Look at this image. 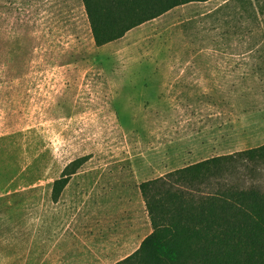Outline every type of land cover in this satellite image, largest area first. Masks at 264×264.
<instances>
[{
    "label": "rangeland",
    "instance_id": "obj_1",
    "mask_svg": "<svg viewBox=\"0 0 264 264\" xmlns=\"http://www.w3.org/2000/svg\"><path fill=\"white\" fill-rule=\"evenodd\" d=\"M261 38L234 0L103 47L83 0H0V264H116L153 230L143 182L263 146Z\"/></svg>",
    "mask_w": 264,
    "mask_h": 264
},
{
    "label": "trees",
    "instance_id": "obj_2",
    "mask_svg": "<svg viewBox=\"0 0 264 264\" xmlns=\"http://www.w3.org/2000/svg\"><path fill=\"white\" fill-rule=\"evenodd\" d=\"M208 1L83 3L95 44L103 47L175 8ZM234 2L264 43V0ZM90 159L91 156L79 158L65 168L53 186L55 203ZM262 176L264 145L143 182L140 189L153 232L134 254L116 264H264V191L259 183Z\"/></svg>",
    "mask_w": 264,
    "mask_h": 264
},
{
    "label": "crops",
    "instance_id": "obj_3",
    "mask_svg": "<svg viewBox=\"0 0 264 264\" xmlns=\"http://www.w3.org/2000/svg\"><path fill=\"white\" fill-rule=\"evenodd\" d=\"M153 230L152 231H149L148 234L146 236H144L143 238H141V240H139L138 244H137V247L135 248V250L131 251V252H128L129 249L125 246V247H121L119 248L117 251L120 252V253H123L125 254V258L131 256L132 254H134L139 248L140 246L142 245L143 241L152 234ZM138 239V236L135 235L133 238H129V236L126 238V240H137ZM9 255L12 253V249H9ZM15 251L13 250V253Z\"/></svg>",
    "mask_w": 264,
    "mask_h": 264
}]
</instances>
